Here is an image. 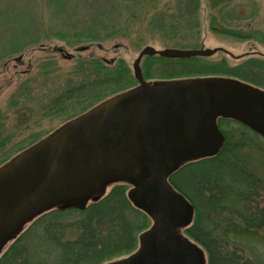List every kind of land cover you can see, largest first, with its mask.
<instances>
[{
    "label": "water",
    "instance_id": "95a60500",
    "mask_svg": "<svg viewBox=\"0 0 264 264\" xmlns=\"http://www.w3.org/2000/svg\"><path fill=\"white\" fill-rule=\"evenodd\" d=\"M213 50L145 46L133 62L137 88L70 120L2 165L0 246L36 213L77 203L112 179L134 184L129 199L154 222L140 235L138 251L108 264H204L201 249L176 230L190 224L193 207L166 179L185 161L221 148L218 116L264 137V90L223 77L151 83L140 61Z\"/></svg>",
    "mask_w": 264,
    "mask_h": 264
},
{
    "label": "rangeland",
    "instance_id": "374dc122",
    "mask_svg": "<svg viewBox=\"0 0 264 264\" xmlns=\"http://www.w3.org/2000/svg\"><path fill=\"white\" fill-rule=\"evenodd\" d=\"M160 25L169 32H162ZM177 38L185 45L176 47ZM147 45L156 50L214 49L202 56L203 64L224 59L234 65L254 57L264 62V0H197L195 4L194 0H0V167L92 104L67 103L56 114L46 110L65 82L76 76L79 60L97 58L108 65L123 60L132 71L134 59ZM152 68L154 76L165 74L162 64ZM242 126L223 124L229 143L241 144L235 148L237 157L231 155L229 160L244 163L250 176L260 179L259 201L264 199V138L252 131L240 137ZM117 182L127 191L134 187L127 181L107 180L76 202L101 197ZM31 219L20 223L0 246V254ZM176 230L183 234L182 228ZM35 232L24 240L28 247L38 240ZM234 237L228 245L235 243L232 248L243 251L252 264H264V226Z\"/></svg>",
    "mask_w": 264,
    "mask_h": 264
},
{
    "label": "trees",
    "instance_id": "16d2710c",
    "mask_svg": "<svg viewBox=\"0 0 264 264\" xmlns=\"http://www.w3.org/2000/svg\"><path fill=\"white\" fill-rule=\"evenodd\" d=\"M159 27L162 32H169L161 25ZM234 36L243 37L235 33ZM180 39L173 40L178 45L176 47L185 45ZM202 58L145 55L141 62L142 74L148 82L149 79L170 82L198 77H228L255 88L262 87L264 83L261 58H246L234 65L224 59L203 64ZM156 64L163 65L165 74L153 75L152 67ZM135 84L138 81L133 70L123 60L108 65L97 58L81 59L76 76L65 82L46 105V110L56 114L63 112L67 103L92 102L82 112L65 120L69 121L110 98L132 91ZM231 122L243 125L240 137H245V131L259 135L238 120L218 116L216 123L224 135L221 148L213 155L185 161L166 179L168 186L192 204L191 223L183 227L182 232L201 249L204 264H252L243 251L232 248L235 243L230 246L228 242L229 239L235 240L234 236L243 231L264 226V199L256 201V196L263 191L260 179L252 178L244 163L245 167L229 160L231 155L233 159L237 157L235 148L241 145L240 142L231 145L227 139L230 134L225 131L227 128H222L223 124L227 127ZM257 186L261 187L260 191L255 188ZM228 211L230 216H227ZM31 218L29 226L6 245L0 254V264L112 263L138 251L140 235L154 222L131 202L126 185L122 183L113 184L104 196L85 204L69 201L42 210ZM69 219L72 220L67 221ZM33 231H36L38 240L28 247L24 240Z\"/></svg>",
    "mask_w": 264,
    "mask_h": 264
}]
</instances>
